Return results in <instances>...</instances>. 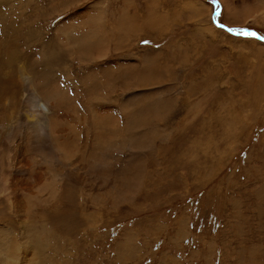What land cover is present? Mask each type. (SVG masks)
Listing matches in <instances>:
<instances>
[{
  "label": "rangeland",
  "instance_id": "rangeland-1",
  "mask_svg": "<svg viewBox=\"0 0 264 264\" xmlns=\"http://www.w3.org/2000/svg\"><path fill=\"white\" fill-rule=\"evenodd\" d=\"M241 30L264 0H0V264H264Z\"/></svg>",
  "mask_w": 264,
  "mask_h": 264
},
{
  "label": "bare ground",
  "instance_id": "bare-ground-1",
  "mask_svg": "<svg viewBox=\"0 0 264 264\" xmlns=\"http://www.w3.org/2000/svg\"><path fill=\"white\" fill-rule=\"evenodd\" d=\"M259 47H260V46H259ZM259 47H258V49H259ZM14 59H15V58H14ZM14 59H13V62H14ZM8 61H11V62H12V60H11V59H8ZM253 63H254V64L252 65V67H253V68H258V69H259V67H260V68H262V67H263V63H262V62H260V63H259V62H258V63H256V62H253ZM7 65H9V66H10V62H8V63H7ZM255 66H257V67H255ZM23 71H24V70L22 69L20 73H22V74H23ZM23 77H24V76H23ZM30 81H31V83H30V84H32V85H33V80H32L31 78H30ZM28 84H29V83H28ZM33 87H34V86H33ZM38 90H39V89H38ZM34 91H35V90H34ZM36 91H37V90H36ZM39 93H40V92H39ZM40 106H43V105H40ZM26 222L28 223V221H26ZM26 222H25V224H27ZM26 232H27V231H26ZM24 233H25V232H24ZM34 236H38V235H34Z\"/></svg>",
  "mask_w": 264,
  "mask_h": 264
},
{
  "label": "snow or ice",
  "instance_id": "snow-or-ice-1",
  "mask_svg": "<svg viewBox=\"0 0 264 264\" xmlns=\"http://www.w3.org/2000/svg\"><path fill=\"white\" fill-rule=\"evenodd\" d=\"M229 31H232V30L229 29ZM236 34L243 35V36H252V37H256L257 39H264V37H260L257 35V33H255L254 31H250V30H241L240 32Z\"/></svg>",
  "mask_w": 264,
  "mask_h": 264
},
{
  "label": "water",
  "instance_id": "water-1",
  "mask_svg": "<svg viewBox=\"0 0 264 264\" xmlns=\"http://www.w3.org/2000/svg\"><path fill=\"white\" fill-rule=\"evenodd\" d=\"M222 28H224L225 30H227L228 32H234V29L232 28H227L226 26L222 25ZM229 29H231L232 31H229ZM255 32V31H254ZM256 33V32H255Z\"/></svg>",
  "mask_w": 264,
  "mask_h": 264
}]
</instances>
